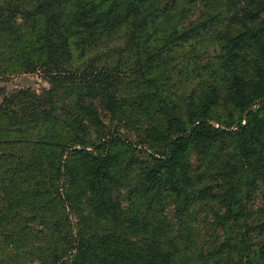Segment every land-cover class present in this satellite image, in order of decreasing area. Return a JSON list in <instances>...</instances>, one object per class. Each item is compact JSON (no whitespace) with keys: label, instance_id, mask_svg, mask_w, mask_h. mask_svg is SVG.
<instances>
[{"label":"trees","instance_id":"trees-1","mask_svg":"<svg viewBox=\"0 0 264 264\" xmlns=\"http://www.w3.org/2000/svg\"><path fill=\"white\" fill-rule=\"evenodd\" d=\"M158 1L30 0L22 5L17 0H0V75L6 70L10 75L38 70L49 85V89L42 90L40 95L30 89H18L5 97L2 95L0 189L1 194H7V200L0 197V249L2 245L5 254L17 252L18 234L27 228L28 222L18 216L20 213L15 207L17 199L22 196L23 203H27L23 207L37 219L43 220L49 207L56 203L64 215L55 213V218L63 220L66 228H70L69 236L60 235L57 240L58 231L49 236L54 240L53 250L48 248L45 254L39 251L43 256L40 264H63V258L71 253L73 255L66 264H185V261L188 264H198L199 261L203 264H264V241L261 246L254 245L250 237V220L256 213L252 211L256 182L260 178L264 182V123H252L251 118L260 109L248 110L257 103H264V0H173L175 6L163 11V21H159L162 15L157 4L162 1ZM196 2L201 3L200 7L210 5L213 8L211 19H214V26L230 28L220 35V44L216 47L221 53L224 89L232 105L246 113L245 125L238 122L237 130L232 133L209 126L208 112L215 106L217 94L210 95L211 91L206 93L205 90V97L199 100L196 112L189 111L188 123L182 124L184 128L172 131L175 125L170 124L179 117L171 116L168 119L170 124L164 127L163 133L166 134L160 141L158 137L162 130L158 126L141 133L125 128L135 132L137 139L142 138L140 151L131 142L123 143L116 137L105 135L93 104L83 99L84 96L97 99L110 114L119 111L124 114L123 107L110 92L114 84L120 83L119 75L114 70L75 72L67 69L71 60V43L76 40L96 41L105 33L128 24L130 30L125 47L135 45L138 60L154 62L162 55L163 47L138 45L144 37L142 33L162 31L159 26L165 25L173 16L176 20L173 28L184 24L185 12ZM21 11L27 16L20 15L23 26H18L17 13ZM168 13L172 14L171 17L165 18ZM167 27L172 29L171 25ZM184 36L165 31L153 42H160L163 46L176 45V42L189 40L188 33ZM132 42L137 44H130ZM62 83L79 85L86 94L80 95L72 114L61 118L54 115V96L62 88ZM90 127L96 131L95 139L90 135ZM35 131L38 139L33 138ZM9 132L19 136L15 140L9 139ZM121 147L130 148L133 155L124 154ZM188 149L198 156L199 164L191 172L189 165V173ZM227 149L232 158L224 155ZM144 150L150 152V155L146 154L145 162L151 163L140 175L141 179L137 178L139 175L134 176V185L126 190V197L135 196L138 203L135 204L137 210L129 213V209H121L120 187L116 186L112 173L114 169L120 175L133 172L136 165L142 164L133 160L134 154L145 153ZM125 159L127 162L123 168ZM46 172L52 173L49 179L54 182L51 183L53 190L43 187ZM12 174L14 179L10 176ZM18 179L29 180L31 185L20 191ZM187 200L189 204L218 202L222 213L217 214V219L226 230L225 242L216 243L206 251H186L181 243V250H177L168 234L171 225L162 216L161 208L166 201L182 203ZM140 206H144L143 211L138 210ZM67 208L79 215L76 234L71 233L73 227L68 223ZM150 209L157 210L159 217L160 232L150 234L155 241H147L151 237L142 241L129 240L127 236L134 237L139 228L149 232ZM83 211L86 214L83 215ZM50 216L53 217V213ZM16 219L22 224H17ZM97 220H100L99 224L104 223L105 228L96 227ZM50 224L53 229L57 225ZM113 225L123 230L125 237L120 238ZM78 228L82 230L81 234H78ZM86 229L93 230L89 238L85 235ZM191 230L189 228V232ZM181 235L187 236L188 233H178L177 237ZM179 240L184 242L185 239L180 237ZM57 241L65 242L67 248H56ZM7 245H11L12 250H7ZM28 246L36 249L34 243ZM42 246L46 248V244L38 243V247ZM225 248L229 252L223 257ZM0 264L18 262L13 257L2 259L0 253Z\"/></svg>","mask_w":264,"mask_h":264},{"label":"rangeland","instance_id":"rangeland-1","mask_svg":"<svg viewBox=\"0 0 264 264\" xmlns=\"http://www.w3.org/2000/svg\"><path fill=\"white\" fill-rule=\"evenodd\" d=\"M18 4L26 5L30 0H17ZM160 0L158 1V9L161 13L159 21H163V11L171 10V7L175 6L173 0ZM191 2L189 1V6ZM201 3L196 2L192 7H189V10L185 13L184 24L176 25V28L172 26L176 23V20L173 17L169 22H166L165 25L159 26L162 31L157 29V33H151V30L143 32L141 36L144 37L141 39V43L138 45H145L146 47L159 48L163 47L162 55L156 61H143L138 60L136 55L137 48L135 45L129 46L132 48L129 52V47L126 46V37L130 30V26L124 25L120 28L112 31L111 33H105L101 39L96 41L94 40H81L70 45V55L71 60L69 61V66L67 69L71 71H80L85 70L87 72L91 70L95 71H112L119 75V82L113 85L110 89V92L114 94L115 99L123 107L124 114L119 111L116 114H110V111H107L99 104L97 99L89 98L84 96V101L87 103L93 104L94 109L96 110L100 124H102V130L104 134L111 137H116L117 139L123 141V143H133L136 146V150L140 151V139H137L135 132L128 131L125 128L133 129L138 133L147 131V128L159 127L161 135L158 137L159 141L162 140L165 136L163 133L164 127L168 124V119L172 117H179L176 119L173 124H170L174 128L172 131H177V128H184L182 124L188 123L189 111H195L199 108V100L203 97L204 92L208 90L212 93L217 94L215 106L210 108L208 112L207 124L217 131H226L232 133L237 130L238 122L241 125H245V116L246 113L241 112L236 109L230 100L229 95L224 89V81L220 65V55L221 54L216 46H219L220 42L218 39L221 38V34L230 29L226 26H214V19H211L213 8L210 5L206 7H200ZM24 9H27L24 6ZM27 16L21 11L17 13L16 23L18 26H23V23L20 19L21 16ZM171 13L165 15V18H170ZM211 19V20H210ZM171 25L172 29H168L167 26ZM183 26V28H182ZM158 27V28H159ZM209 28V29H208ZM165 31L171 35H182L188 33L189 40L176 42L178 44H170L163 46L160 42H153L154 38L159 37ZM211 31V32H210ZM151 34V36H148ZM140 41H138L139 43ZM130 44H137L132 42ZM159 44V45H156ZM165 45V44H164ZM258 46V45H257ZM256 46V47H257ZM260 47V46H258ZM145 48V47H141ZM134 51V52H133ZM246 55L249 52H245ZM252 55L256 56L254 52ZM248 59V58H247ZM153 62V63H152ZM152 63V64H151ZM142 67V68H141ZM141 68V69H140ZM4 71L0 75V104L2 102V95L8 96L13 91L18 89H30L35 92V94L40 95L42 90H48L49 85L46 78L38 70L30 74H20V75H10ZM10 75V76H9ZM204 83L206 86L204 87ZM60 88L54 96V115L61 116L65 114H72L75 103L79 100L80 95H85V90L79 85H68L62 83ZM206 95V94H205ZM83 97V96H82ZM218 101V102H217ZM260 111L254 115L252 123L260 122L264 123V103H257L254 106L250 107L248 110H259ZM0 123H2L0 121ZM4 123V120H3ZM228 127V128H226ZM41 131L43 128L40 129ZM90 135L95 139V129L93 127L89 128ZM33 135V138L38 139V132ZM5 134V133H3ZM8 138L15 140L19 135L17 133L11 134L8 133ZM23 138V136H22ZM157 149V147H156ZM229 149V148H228ZM226 150L229 157L231 156L230 150ZM121 151L128 153L127 155H133L130 148L121 147ZM145 151V150H144ZM161 153V152H159ZM19 154V152H17ZM146 154L150 155L148 151L146 153L134 154V161L141 162L135 166L133 172L117 173V169H114L112 176L116 179V186L120 187L118 191L121 193V209H129V213H134V210H137L135 204L138 203L135 200V196L129 199L126 197V190L131 188L134 185L132 180L134 176H137L138 179H141L144 169L148 168L150 161H146ZM193 150L188 149L186 153L188 173L189 165L190 172L194 167H198V156H195ZM157 158V155L154 156ZM225 157V158H226ZM127 158V157H126ZM201 158V157H199ZM203 158H207L203 157ZM232 158V157H230ZM232 160V159H231ZM127 159L123 162V168ZM200 170V166L198 168ZM165 171V168H163ZM198 170V171H199ZM220 170V169H219ZM218 170V171H219ZM47 171V170H46ZM217 171V172H218ZM52 173L46 172L45 181L43 187L47 189L48 187L53 190L54 183L50 181V175ZM47 175V179H46ZM141 175V176H140ZM14 179V175H10ZM216 182L219 181L218 177L215 179ZM54 181V180H53ZM20 191L25 187L30 186L29 180L18 179ZM214 184V183H213ZM239 186V185H237ZM257 191L253 194L254 204L252 205V211L256 212L253 214L250 220L251 224V234L250 237L253 239L251 243L255 245L257 243L259 246L262 245L264 241V182H261V178L256 182ZM0 197L2 200H7V194H1ZM175 199V198H173ZM179 200V199H178ZM3 204V203H2ZM27 203H23L22 196L17 199V209L19 212L20 218H23L24 221L28 222L27 228L23 231L22 234H18L19 239L16 241L17 252L11 254H5L3 246L1 245L0 253H2V259H7V257H13L17 260L18 264H40L43 254L48 252V248L53 250L52 243L54 242L52 237H49L57 232V240L60 235L69 236L70 228H66L63 220L57 221L55 213H61L64 215V212L61 207L56 203L52 204L42 219L34 218L30 215L29 209H25L23 206H26ZM144 206L139 207V211H143ZM162 209V216H164L167 222L171 225V230L168 234L173 238L174 244L177 246V250H181L183 243L186 251L194 250H204L214 246L216 243H223L226 241V230L223 228L219 220L217 219V214L222 213V209L216 200L211 201V203H191L189 200L178 202H168ZM159 210V209H158ZM66 214L68 217V223L72 226L71 233L76 234V222L78 221V214L66 209ZM53 213V217L50 215ZM150 215L151 224L148 227L149 232H146L144 229L139 228L134 237L127 236L129 240H144L147 237H151L150 234H157L159 231V217L157 210L150 209L148 211ZM82 214H86V211H83ZM189 220L191 223L189 225ZM56 223L57 225L53 229L50 223ZM100 220L95 222L98 224L96 227L105 228L104 223H100ZM17 224H22V221L16 219ZM107 224H109L107 222ZM111 226V225H110ZM114 230L120 238L125 237L123 230L118 229L113 225ZM57 228V230H56ZM95 227H93L94 229ZM109 228V226L107 227ZM155 228V231L152 230ZM189 228L192 229L189 232ZM113 231V232H115ZM82 230L78 228V234H81ZM86 237L89 238L92 236V231L86 229ZM188 233L187 236L181 235L179 237L178 233ZM27 234V235H24ZM77 234V235H78ZM24 235V236H22ZM71 236V234H70ZM176 238L174 239V237ZM170 237V236H169ZM185 239L184 242L179 240V238ZM21 238V240H20ZM70 238V237H69ZM148 238L147 241H155L154 239ZM178 238V240H177ZM92 239V238H91ZM46 244V248L38 247V243ZM34 243L36 249L30 248L28 245ZM155 244V242H153ZM261 244V245H260ZM56 248L65 249L67 248L65 242L61 243L57 241ZM7 250H12L11 245H7ZM229 252L228 248L224 249L225 257ZM73 254L68 257H64L65 262H69ZM224 261L231 263L229 260ZM62 262L63 264H66ZM188 264L186 261L183 262ZM198 264H203L201 261Z\"/></svg>","mask_w":264,"mask_h":264}]
</instances>
